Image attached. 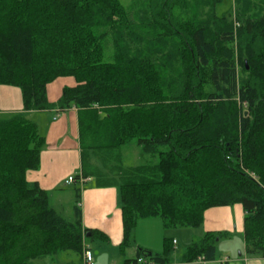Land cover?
Segmentation results:
<instances>
[{"label": "trees", "instance_id": "trees-1", "mask_svg": "<svg viewBox=\"0 0 264 264\" xmlns=\"http://www.w3.org/2000/svg\"><path fill=\"white\" fill-rule=\"evenodd\" d=\"M0 0V86L17 87L22 110L0 111V264L68 254L82 264L88 239L79 205L67 220L27 181L45 137L30 111L75 107L80 173L119 191L121 255L141 219L199 228L210 208L240 204L244 252L264 258V0ZM71 78L50 102L49 84ZM134 142L149 157L125 166ZM220 234L204 232L182 254L216 259ZM137 247L123 264H170Z\"/></svg>", "mask_w": 264, "mask_h": 264}, {"label": "crops", "instance_id": "crops-1", "mask_svg": "<svg viewBox=\"0 0 264 264\" xmlns=\"http://www.w3.org/2000/svg\"><path fill=\"white\" fill-rule=\"evenodd\" d=\"M60 81L58 96L50 102H55L60 96L64 85H73L71 78H59ZM55 80V81H57ZM54 81V82H55ZM58 81V82H59ZM54 82L49 84L51 86ZM49 86L47 88V95ZM22 110L21 92L17 87L1 85L0 86V111L13 112ZM27 116L38 125L39 132L45 137V145L40 153V165L37 170L28 171L27 181L37 183L42 189L48 192L49 204L63 216L67 213L66 219L74 217V205L77 203L81 209L82 224L84 228L96 229L107 236V241L97 239L99 245L94 255L107 253V259L102 256L94 258V263L98 264H116L117 256H121L118 245L122 239V226L120 217V199L119 191L116 187L98 188L94 185L93 179L80 185L79 197L76 199V193L71 194L65 187L75 186L65 185V179L70 175L80 173V139L78 126V113L75 107L64 111L57 109L45 111H30ZM63 192L68 193L67 207L63 203ZM245 213L240 204H234L227 207L210 208L205 212L203 220V231H213L220 234V238L230 237L233 232H240L242 237V246L238 252V257L233 260L226 257L225 260L215 259L199 264H264L263 257H248L244 252L243 239V220ZM143 220H152L155 225V235L158 236V229L162 223L156 219H141L133 232V242L135 233L137 234L140 222ZM161 224V225H160ZM143 226V225H141ZM203 232V233H204ZM219 238V239H220ZM175 245L177 244L176 240ZM89 246V245H88ZM137 247L150 248V244H138ZM136 247V248H137ZM30 264H73L68 254H61L54 259H37Z\"/></svg>", "mask_w": 264, "mask_h": 264}, {"label": "rangeland", "instance_id": "rangeland-1", "mask_svg": "<svg viewBox=\"0 0 264 264\" xmlns=\"http://www.w3.org/2000/svg\"><path fill=\"white\" fill-rule=\"evenodd\" d=\"M121 2L125 5L129 4V0H121ZM234 0H222V2L216 7V14L218 16L222 15L224 12L233 9ZM59 80L55 81L51 86H49L48 90V97L51 100H54L58 96L60 84ZM32 118L29 116V119ZM122 153V160L125 166L136 165L145 162L149 159V157L141 152V149L134 143H130L124 145L121 148ZM93 181V180H92ZM65 184V183H64ZM65 190H69L72 195H74V190L72 187L68 186L64 188ZM67 197L68 193L63 192L62 199L64 200L63 203L67 207ZM64 216H68L65 213ZM71 217H68L67 220H71ZM158 223H161V220L158 218H154ZM145 222L142 223L138 228L137 234L135 233L134 242L125 250V253L121 256H117L116 264H123L125 259L133 258L136 254V247L138 244H150L151 250L153 253H161L163 250V239L164 237L173 238L176 240L177 244L174 245V249H172L169 257L170 264H185L182 262V254L185 252L186 248L195 240H197L203 234V225L199 228H171V229H164L161 225L158 229V236L155 235L154 228L155 225L152 220H143ZM87 244L93 251V253L97 249V245H99V241L97 239H88ZM242 246V237L240 232H233L230 237L220 238L216 241V259L222 258L225 260L226 257L230 258L229 260H233L234 258L238 257V252L240 247ZM143 248V247H142ZM100 256L107 259V253L102 254L99 253ZM97 254L94 255L96 259ZM43 259L49 260V257H45ZM37 261V260H36ZM98 264V263H96ZM113 264V263H110ZM194 264H199V262H194Z\"/></svg>", "mask_w": 264, "mask_h": 264}, {"label": "built area", "instance_id": "built-area-1", "mask_svg": "<svg viewBox=\"0 0 264 264\" xmlns=\"http://www.w3.org/2000/svg\"><path fill=\"white\" fill-rule=\"evenodd\" d=\"M88 180V177L86 178H80L79 180V184H83L85 181ZM65 185H71L74 183V175H70L68 176L65 181H64ZM175 242V241H174ZM196 262H202V259L199 257ZM137 263L138 264H148V262L145 260V259H138L137 260ZM82 264H95L94 263V253L93 251L91 250V248L86 245V248L84 249L83 251V255H82Z\"/></svg>", "mask_w": 264, "mask_h": 264}]
</instances>
